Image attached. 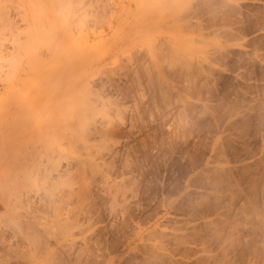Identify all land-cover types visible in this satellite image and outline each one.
<instances>
[{
    "label": "rangeland",
    "instance_id": "rangeland-1",
    "mask_svg": "<svg viewBox=\"0 0 264 264\" xmlns=\"http://www.w3.org/2000/svg\"><path fill=\"white\" fill-rule=\"evenodd\" d=\"M41 2L0 0V264H264V0Z\"/></svg>",
    "mask_w": 264,
    "mask_h": 264
},
{
    "label": "bare ground",
    "instance_id": "bare-ground-1",
    "mask_svg": "<svg viewBox=\"0 0 264 264\" xmlns=\"http://www.w3.org/2000/svg\"><path fill=\"white\" fill-rule=\"evenodd\" d=\"M43 1L48 2V3H47L48 5H49V3L52 2V1H53L52 4H55L54 1L57 2V0H51L50 2L47 1V0H43ZM163 1H164V0H163ZM40 2H41V0H40ZM46 2H43V3H45V5H46ZM41 3H42V2H41ZM162 3H163V2H162ZM171 3L175 4L174 1L171 2ZM50 4H51V3H50ZM47 7H49V6H47ZM62 24H63V23H62ZM60 26L62 27V25H60ZM63 26H64V25H63ZM57 27H58V26H57ZM82 119H83V118H82ZM80 122H82V120H80Z\"/></svg>",
    "mask_w": 264,
    "mask_h": 264
}]
</instances>
